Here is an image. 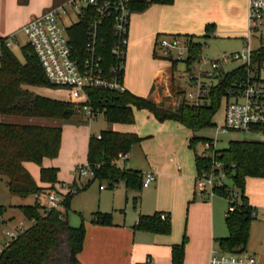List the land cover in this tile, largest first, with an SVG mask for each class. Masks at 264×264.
I'll list each match as a JSON object with an SVG mask.
<instances>
[{"label":"trees","instance_id":"1","mask_svg":"<svg viewBox=\"0 0 264 264\" xmlns=\"http://www.w3.org/2000/svg\"><path fill=\"white\" fill-rule=\"evenodd\" d=\"M26 3L27 0H21ZM173 0H133L134 12L144 10L153 3H171ZM87 21H81L71 31V42L82 50L85 45ZM212 27L206 29V38L211 36ZM110 32L109 27L103 29ZM105 50L102 52L106 65L111 64L109 53L112 39L105 37ZM191 43L192 57H198L202 44L187 37ZM6 38L0 37V42ZM3 53L0 68V116H18L60 121L56 126L19 125L0 122V186L7 180L10 195L26 199L49 190H54L58 182L56 168H42L41 181L49 187H40L25 163L33 162L41 165L44 158L56 159L61 149L63 123L76 117L81 106L70 101H60L36 95L28 90L29 87L56 88L48 82L39 60L34 56L29 46L22 48L24 60L21 61L12 49L1 47ZM255 60H264V48L259 50ZM240 70V69H238ZM234 74L227 77L232 80ZM230 81H225L211 93L210 104L196 108L183 100L175 109L157 106L151 98H141L126 91L124 93L89 89L88 104L93 111L102 112L109 125H133L135 123L134 108L145 109L160 122L173 120L188 128L193 134L190 146L196 149L199 142L211 143L213 140L198 137L195 133L213 126L214 115L221 105V99ZM156 87H154V90ZM82 112V111H81ZM256 133L264 135V127ZM143 139L135 133H122L114 130L102 131L98 136H91L88 144L87 163L95 172V179L107 182L110 188L123 183L127 191L140 193L142 174L139 170L119 168L117 161L120 154L130 151L142 143ZM217 160L225 163L229 179L234 187L233 192L241 194L240 204L236 211L226 214V225L229 237L219 240L230 249H246L250 234L251 223L254 219V208L249 204L245 195L248 178L264 179V142L262 141H233L228 149L216 150ZM195 163L198 173L209 167V160L195 152ZM226 197L230 194L219 192ZM73 195L65 200L63 211L54 210L47 215L39 202L34 205L20 206L19 210L31 222L9 247L0 252V264H81L78 259L83 251L86 226L82 217L79 227L69 225L66 216L70 210ZM138 203L139 195L134 197ZM7 207L0 204V215ZM99 224H110L108 216H97L94 221ZM2 223H0V231ZM137 229L161 234H170L172 223L170 215L165 220L162 214L139 217ZM185 244L173 248L172 264H183Z\"/></svg>","mask_w":264,"mask_h":264},{"label":"built area","instance_id":"2","mask_svg":"<svg viewBox=\"0 0 264 264\" xmlns=\"http://www.w3.org/2000/svg\"><path fill=\"white\" fill-rule=\"evenodd\" d=\"M247 35L244 38V48L241 51L223 53L214 59H194L191 43L181 38H163L158 40L157 47L163 51L164 57H172L178 53V60H183L184 52H189L188 71L189 91H184L183 100L196 108L204 107L211 102V93L217 87L230 81L229 87L221 103L225 102L223 126L218 130L228 132H255L264 127V80L260 72L264 60L258 62L255 56L264 48V0H247ZM133 0H65L33 17L21 31L27 37V44L39 60L50 85L68 92L70 101L81 106L82 113L93 118L94 111L88 104L87 90L102 89L124 93V75L126 71L127 51L129 46L130 22L134 14ZM70 19L69 26L64 24ZM74 19V20H72ZM87 21L85 45L79 50L71 42V31L81 21ZM109 27L110 32L103 29ZM105 34L111 36L112 43L109 53L112 62L106 65L103 51L105 50ZM19 42L17 35H12L0 42V68L3 53L2 45L12 49ZM257 45V47H255ZM24 46V47H25ZM205 46L202 45V50ZM23 48V47H22ZM192 60H197L198 69L192 66ZM240 62L241 66L232 72H225L231 64ZM240 69V70H238ZM234 74L232 80L228 76ZM181 100L180 103L183 101ZM179 103V104H180ZM210 151L201 154L209 160V167L198 173L196 178V194L204 202L214 199L220 191L230 194L228 213L236 211L239 194L232 183L229 184V174L225 163L216 158V144H209ZM129 154H120L119 160L128 161ZM75 176L89 180L95 178V172L88 163L79 166ZM142 187L148 188L156 181L154 169L143 172ZM231 182V181H230ZM107 187L102 184L101 190ZM64 193L55 190L36 195L37 202L43 207L44 215L54 210H63V204L69 195L77 194L70 186H63ZM256 216V212H252ZM167 218L162 214V219ZM24 230L18 225L15 230H6L4 240L0 243V252L9 247ZM150 263V260H148ZM209 264H264L259 259L241 249H230L220 241L215 242Z\"/></svg>","mask_w":264,"mask_h":264},{"label":"rangeland","instance_id":"3","mask_svg":"<svg viewBox=\"0 0 264 264\" xmlns=\"http://www.w3.org/2000/svg\"><path fill=\"white\" fill-rule=\"evenodd\" d=\"M57 1H55L56 3L54 6L57 4ZM2 2L3 4L1 8H3V13L1 14L0 23H4V25H6L8 28H12L13 26L16 29L20 28L16 32L19 42L14 45L12 50L19 60L23 61L24 55L22 52V47L27 44V37L21 31L22 27L24 26L22 24V15L39 16L45 11L49 5V2L48 0H27L26 3H22V1L20 2V0H16V6L14 9L11 7L10 0H2ZM190 2H195L193 4L195 6L203 3L202 1L199 3V1L196 0H190ZM226 6L227 5L225 3L224 7ZM136 13L140 12H135L134 14ZM8 19H10V21ZM63 22L66 26H69L71 20L65 19ZM223 22L225 26L230 24L228 18ZM195 34H191L193 40L205 46L203 50L202 48L200 49V51H202V55L200 56V51L198 53L201 57L200 59H214L222 55L224 52L231 53L235 51H241L244 48V44L241 39L228 37L214 38L212 36L206 38L203 31L197 35ZM162 38L160 40H162ZM180 38L182 41V46L186 47L185 41H187L188 38L185 36H181ZM131 46L132 36L129 39L128 59H130ZM255 47H257V45ZM153 55L157 59H155ZM189 57V52L185 51L183 60H178V53L173 52L172 57L166 59L161 48L156 46L155 54H152L148 57L153 61L150 62V64L148 63L145 65L146 59L143 58L142 64L144 66L142 75L136 79L137 81L134 79L133 80L142 87L141 89H144L146 85L144 82L146 81V78H148L147 75L153 72V66L158 64L164 65L169 77L165 80L159 79L156 82L157 92L156 96L152 100L157 106L175 109L179 106L180 101L183 100L182 94L184 91H189L191 89L188 84L190 72L188 71L187 62ZM195 58L196 57L194 56V59ZM191 63L192 66L198 69L199 65L197 60H192ZM240 66L241 63L236 62L227 66L225 68V72H232ZM125 74L128 77L127 69ZM260 76L261 79L264 80V67L261 69ZM29 88L36 90L35 87ZM35 92L39 94L38 91ZM41 92L56 96L58 99L63 101H68L70 99L68 92L60 88H49L47 91L41 90ZM142 97L147 98V96ZM224 108L225 102L223 101L214 115L213 126L195 134L198 137L213 140V143L216 144V149L218 151L228 149L230 143L237 140L264 142V135L261 133H221L218 128L223 126ZM81 111L82 109H79L75 118L63 123L64 127L62 131L59 156L56 159L44 158L41 165L33 162H27L25 163V166H27L25 168L41 186L43 182L41 181L40 174L42 168H46L45 163L50 162V165H57L55 168L58 169V182L55 184L54 190L59 193H64L65 191L63 190V186H70L71 188L75 189L77 193L73 195L70 210L66 216L70 226L79 227L82 223V217L86 227H110L116 230L113 227H116V225L123 226L124 221H127L126 224L128 226L130 225L129 223L133 218L138 217L140 211H142L143 205L141 206L140 202V204H135L133 195L127 192V189L123 183H118L114 188H110L107 182H101L98 179L89 180L88 178H79L78 176H75L78 167L87 163V144L89 133L92 132L95 136H98L102 131L110 129L112 130V126L107 123L106 117L102 112L95 111V116L93 118H88ZM134 116L135 123L133 126L119 125V127L123 131L131 130L133 133L137 134L143 139L141 143L142 145L135 146L130 151L128 161L118 160L116 163L117 166L119 168L142 170L146 166L145 156H147L148 160L154 155L160 156L157 158H159L161 162H164L165 160L170 162V158H173L175 161H177L179 157L180 161L182 162L180 167L184 169L183 173H185V176L189 177L193 182L192 185L195 201L204 202L203 199L196 194V178L198 177V170L195 165V152L204 155V153L210 151L209 144L211 143L199 142L196 145V149H193L190 146L191 131L180 123L173 120L160 122L154 116H151L147 110L139 108H134ZM0 122L36 126H56L61 124L60 121L56 120L18 116H0ZM80 122L82 123L79 124ZM152 167L157 170L155 165H152ZM228 183L231 184L230 181H228ZM102 184L107 187L103 191L100 190V186ZM143 191L146 190L143 189ZM240 199L241 194L239 193V197L237 198L238 203H240ZM36 202L37 199L35 196H29L26 199H22L20 197L10 195L7 188V180L5 179L2 182L0 186V204L7 207V211L3 215H0V223H2V228L0 231V243L4 240V233L6 230L13 231L18 225H23L24 229H26L32 225L31 222L28 221L23 213L19 210V207L23 205H34ZM208 202H214L218 206L217 210L221 211L222 209H225V216L223 220H220L217 224V237L220 239L228 238L229 230L226 225V214L229 208V198L219 193L214 199L208 200ZM62 211L65 213L64 207ZM169 214L173 220L174 231V217L171 212H169ZM97 216H108L111 223H95L94 221ZM3 219L6 221H3ZM185 229L186 224L184 222V231L181 236L182 239L185 236ZM245 251L256 256L259 261H264V212H260L259 215H256L251 223L250 234Z\"/></svg>","mask_w":264,"mask_h":264},{"label":"crops","instance_id":"4","mask_svg":"<svg viewBox=\"0 0 264 264\" xmlns=\"http://www.w3.org/2000/svg\"><path fill=\"white\" fill-rule=\"evenodd\" d=\"M55 1L57 0H48L49 5L42 14L54 6ZM64 1L58 0L56 5ZM196 1H199V3L202 1L203 3L196 6L193 5L195 2L191 3L190 0H173L171 3L166 4L153 3L146 9L137 11L140 13L133 14L132 27L130 22L131 28L129 30V39L132 36V46L130 48V59H128V46L126 60L128 77L126 74L124 75V86L128 92L141 98L147 96V99H153L157 92L156 82L159 79L165 80L169 77L164 65L153 64V72L147 75L144 89H141L142 87L134 82L142 75L143 58L146 59L145 65L153 61L148 57L155 54L157 42L162 37L167 39L180 38L181 36L192 37L191 34H199L201 31L206 36L207 27L213 26L211 29L212 37L241 39L244 44L248 24L247 0ZM225 3L226 7H224ZM2 4L3 2L0 0V19L3 13ZM10 4L14 9L16 0H10ZM35 16L23 14L22 24L26 25ZM227 18L230 24L225 26L223 21ZM8 20L10 21V19ZM13 27L8 28L4 23H0V37L7 38L17 35L16 32L20 28ZM154 58L157 59L155 56ZM154 87H156L155 91H153ZM35 89L28 88L30 92L36 95L40 94L39 96L42 97L63 101L56 96L41 92V90L47 91L49 88L35 87ZM35 91H38L39 94ZM111 126L114 131L133 133L131 130L123 131L120 129L119 124ZM192 134L191 132V137ZM93 135L92 132L89 133L88 144L90 137ZM157 157L160 156L154 155L148 160L145 156L146 166L139 170L146 172L154 169L152 165H155L157 167V170L154 169L155 172L157 171L156 181L150 187L143 188L146 191H143V189L140 193L127 191L133 197L138 195L140 197L138 203L140 202L143 208L138 217L133 218L128 226L127 221H124L123 226L116 225V227H113L116 230L110 227H86L87 235L85 236L84 248L78 256L81 264H172L173 248L183 243L185 244L183 264H209L215 242L222 240L217 237V224L220 220H223L225 209L217 210L218 206L214 202L195 201L193 182L183 173L184 169L180 167L182 162L179 157L177 161L170 158V162L167 160L161 162ZM45 166L46 168H55L57 165H50V162H47ZM40 187L46 188L49 186L43 183ZM245 195L249 204L254 208L256 215L264 212V179L248 178ZM169 212L174 217V231L173 220ZM156 213L170 215L172 223L170 234L155 233L136 228L141 215L152 216ZM3 221L6 220L3 219ZM184 222L186 229L185 236L182 239ZM148 260H150V263H148Z\"/></svg>","mask_w":264,"mask_h":264}]
</instances>
